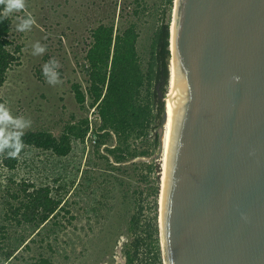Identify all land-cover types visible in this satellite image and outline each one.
<instances>
[{"label": "rangeland", "instance_id": "1", "mask_svg": "<svg viewBox=\"0 0 264 264\" xmlns=\"http://www.w3.org/2000/svg\"><path fill=\"white\" fill-rule=\"evenodd\" d=\"M174 7L175 0L171 9L167 0H27L25 11L36 23L23 33L16 31L15 17L24 13L10 15V39L22 48L20 62L9 70L1 97L14 114L31 118L28 131L47 130L59 137L71 126L80 127L86 118L91 129L85 137L78 136V130L72 134L73 149L67 157L31 147L20 156L17 168L9 169L0 156V264H30L41 257L53 264H127L129 253L136 254L135 264H159L157 254L165 264L161 147L151 146V156L123 164L107 159L105 146L99 153L90 141L101 121L94 109L77 102L72 84L80 81L86 86L79 63L86 56L94 28L114 24L121 29L135 23L141 35L140 51L149 57L153 34L161 23L172 24ZM36 41L47 46L43 55H32ZM53 57L61 64L58 71L63 80L56 86L48 84L42 73L43 65ZM168 94L169 84L165 105ZM163 130V123L152 126L150 145L156 132L162 139ZM148 164L153 168H147ZM24 182L49 185L62 200L57 215L39 227L18 225L8 216L9 203L15 201L12 195L20 192ZM12 250L14 255L6 260Z\"/></svg>", "mask_w": 264, "mask_h": 264}, {"label": "water", "instance_id": "2", "mask_svg": "<svg viewBox=\"0 0 264 264\" xmlns=\"http://www.w3.org/2000/svg\"><path fill=\"white\" fill-rule=\"evenodd\" d=\"M173 19L165 264H264V0H175Z\"/></svg>", "mask_w": 264, "mask_h": 264}, {"label": "trees", "instance_id": "3", "mask_svg": "<svg viewBox=\"0 0 264 264\" xmlns=\"http://www.w3.org/2000/svg\"><path fill=\"white\" fill-rule=\"evenodd\" d=\"M169 8L174 0H167ZM12 18L9 16L0 22V102L1 88L7 81L9 70L20 62V45H13L10 39ZM171 23H161L152 37L149 57H144L139 48L140 31L135 23L117 28L114 24H100L91 32L92 41L84 60L79 63L83 81L72 84L77 102L82 107L89 106L101 121L96 129L97 151L103 146L104 155L115 163L123 164L138 157H148L154 149H160L159 133L152 137V126H160L165 114L164 98L168 92L171 59L170 50ZM89 100V101H88ZM91 129L88 118L80 127L71 126L57 137L47 130H30L24 136L28 148L49 151L58 157H67L73 149L72 134L77 132L85 137ZM152 146V147H151ZM7 158L0 155L2 165L16 169L20 156ZM145 166V162H141ZM158 166V165H157ZM147 168H153L148 164ZM160 168V167H159ZM158 187L154 193H158ZM9 203L8 215L18 225L31 224L39 227L55 217L61 209L62 200L54 196L49 185L37 186L35 183L24 182L19 193H14ZM157 204V203H156ZM134 224L138 222L134 219ZM138 243V242H137ZM137 245V244H136ZM14 250L7 253L6 260L14 255ZM136 254H128L127 264H135ZM159 264H162L157 254ZM30 264H53L46 257L34 260Z\"/></svg>", "mask_w": 264, "mask_h": 264}, {"label": "clouds", "instance_id": "4", "mask_svg": "<svg viewBox=\"0 0 264 264\" xmlns=\"http://www.w3.org/2000/svg\"><path fill=\"white\" fill-rule=\"evenodd\" d=\"M27 0H0V22L7 19L13 13H21L15 17L16 31L28 32L35 25V17L26 10ZM47 51V46L36 41L32 44V55H43ZM60 62L56 58L49 59L42 67V73L48 84L56 86L63 84L60 78ZM33 121L22 114L13 113L9 104L0 102V155L7 158H16L29 146L24 142L26 132L31 129ZM27 154V153H26Z\"/></svg>", "mask_w": 264, "mask_h": 264}, {"label": "bare ground", "instance_id": "5", "mask_svg": "<svg viewBox=\"0 0 264 264\" xmlns=\"http://www.w3.org/2000/svg\"><path fill=\"white\" fill-rule=\"evenodd\" d=\"M173 24H174V19L172 21V28H173ZM175 91H176L175 61H174V58H171V62H170V79H169V94H168V97H167L168 100H167V104H166L167 121L165 123L164 135H163V154H162V169H163V173H162V180H161V195H160L161 209L160 210H162V205H163V190H164V185H165V173H166V167H167V156H168V151H169V136H170V128H171V123H172V117H173Z\"/></svg>", "mask_w": 264, "mask_h": 264}, {"label": "built area", "instance_id": "6", "mask_svg": "<svg viewBox=\"0 0 264 264\" xmlns=\"http://www.w3.org/2000/svg\"><path fill=\"white\" fill-rule=\"evenodd\" d=\"M90 141L93 144L97 143V135H96V133L90 135Z\"/></svg>", "mask_w": 264, "mask_h": 264}]
</instances>
